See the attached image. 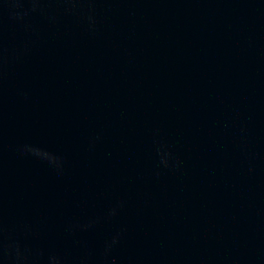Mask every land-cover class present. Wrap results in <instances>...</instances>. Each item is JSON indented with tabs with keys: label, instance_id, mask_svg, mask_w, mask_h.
<instances>
[{
	"label": "water",
	"instance_id": "1",
	"mask_svg": "<svg viewBox=\"0 0 264 264\" xmlns=\"http://www.w3.org/2000/svg\"><path fill=\"white\" fill-rule=\"evenodd\" d=\"M17 246L264 264V0H0V264Z\"/></svg>",
	"mask_w": 264,
	"mask_h": 264
},
{
	"label": "clouds",
	"instance_id": "2",
	"mask_svg": "<svg viewBox=\"0 0 264 264\" xmlns=\"http://www.w3.org/2000/svg\"><path fill=\"white\" fill-rule=\"evenodd\" d=\"M29 151H32L35 155L39 156L41 155V153L38 151V150H35V149H28ZM9 249L12 248V245H9L8 246ZM11 253L9 252V255ZM15 259H16V262L17 264H23L24 261L27 260V257H25L19 250L18 246L16 247V253H15Z\"/></svg>",
	"mask_w": 264,
	"mask_h": 264
}]
</instances>
